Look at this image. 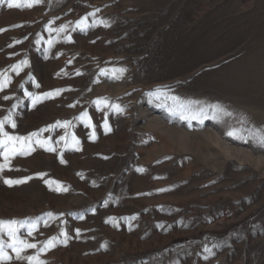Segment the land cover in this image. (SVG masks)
Masks as SVG:
<instances>
[{
	"label": "rangeland",
	"instance_id": "374dc122",
	"mask_svg": "<svg viewBox=\"0 0 264 264\" xmlns=\"http://www.w3.org/2000/svg\"><path fill=\"white\" fill-rule=\"evenodd\" d=\"M12 2L0 0V120L15 122L9 135L38 133L0 172V221L24 222L18 239L36 244L22 255L264 264V0ZM26 93L53 96L33 106ZM171 97L223 111L181 119ZM5 251V264H29Z\"/></svg>",
	"mask_w": 264,
	"mask_h": 264
},
{
	"label": "snow or ice",
	"instance_id": "6c2138e0",
	"mask_svg": "<svg viewBox=\"0 0 264 264\" xmlns=\"http://www.w3.org/2000/svg\"><path fill=\"white\" fill-rule=\"evenodd\" d=\"M41 2V0H30V2L28 3V7L33 6V4H39ZM9 7H13V6H17L20 7L21 5H14L12 0H9L8 3ZM94 15V13H93ZM87 21V17H84L79 23V25L83 28V27H87L88 25L86 24ZM100 23H105L104 21H100ZM105 26H107L105 24ZM3 31V30H0ZM61 31H63V28L61 29ZM51 43V42H49ZM24 64H27V61L23 62ZM17 69L19 68V66H15ZM118 71L120 73H123L124 71H126V69H118V70H113ZM0 75H2V73H0ZM119 78V77H117ZM7 79H0V91H3V89L7 86ZM37 87H39V85H36ZM60 90H56L55 94H59ZM159 92V90H157V93ZM157 93H149V95H156ZM26 95L32 97V103L33 106H35L36 103L40 102L41 99H47L53 96V93H44L43 97L40 96H35L32 93H26ZM9 97H5V99H8ZM171 99L175 102L173 107L169 108V111H171L173 113V115H179L181 117V119H188V120H192V119H202L203 117H205L207 115V108H211L214 111H223V109L220 107V105L216 104V105H208L207 108L205 107H201L199 108L197 111H194L192 108V105L195 104H199V101H187V102H183L180 101L179 97H171ZM97 105L104 103L105 105H107V101L106 100H98ZM112 107L118 111V112H123V108L120 107V105L116 104V105H112ZM228 115H231V113H227ZM83 117L87 116V113L82 114ZM10 123L11 126L14 128L15 122L11 120V118H6V120H0V156L4 157V163L0 164V172H3L4 169L6 167H9L10 165V161L11 158H14L16 155H27L29 154L30 151H34V148L31 147V138L38 136V133H31L28 137H20V136H12L9 135L8 132H6L4 130V125L5 123ZM58 124H60V122H58ZM70 124V121H64L62 124H60V126H67ZM90 124V121H89ZM94 128V126H92ZM106 131H111L110 127H108L107 125V121H105V125H104ZM48 129H44L42 131H47ZM229 136H236L237 135V131L233 130L227 133ZM91 138H95V133L93 132V135ZM242 138V137H239ZM254 138L257 140V142L261 145H264V134H255ZM61 139L63 140L64 137H61ZM73 139L75 140V138L73 137ZM76 144H79V141L76 140L75 141ZM36 143H41L39 140L36 141ZM41 146H44L41 143ZM47 151H55V148L52 147H48L46 149ZM61 162L63 163V159L61 158ZM139 171H144V169H139ZM41 176L43 174H40ZM25 179H31V177H27ZM6 184L12 185V184H20L25 182L24 180H11V179H6L4 181ZM59 190H66V189H59ZM51 215V214H49ZM112 219V218H110ZM24 222H18L16 220H9V221H0V234H3L4 231H7V235L10 239V242L7 243V245H5L4 241L2 239H0V264H5L6 261H11L13 259V257L11 255L8 254L7 251H5V247L11 249L13 252H15V259L17 260H27L29 262V264H44L43 261H41L39 259V252L37 253V255L35 256H23L22 253L29 248H36V244L34 243H29L27 240H21L18 239L17 237V225L19 226H23ZM36 228V225L33 224L30 226L29 231H28V235L31 236L32 235V231ZM79 231V230H77ZM56 240L55 237L49 239L48 241H46L44 248L40 249L39 251H44L48 248H53L55 247V243L54 241ZM67 240V234H65V240L62 241L64 243H66ZM206 251H210L209 249H205Z\"/></svg>",
	"mask_w": 264,
	"mask_h": 264
}]
</instances>
